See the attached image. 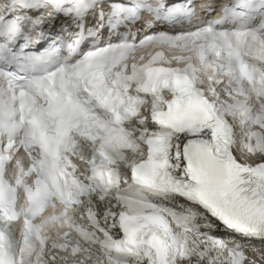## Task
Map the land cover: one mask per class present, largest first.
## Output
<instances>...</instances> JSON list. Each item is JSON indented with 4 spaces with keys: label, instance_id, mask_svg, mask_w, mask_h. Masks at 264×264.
I'll list each match as a JSON object with an SVG mask.
<instances>
[{
    "label": "snow or ice",
    "instance_id": "snow-or-ice-1",
    "mask_svg": "<svg viewBox=\"0 0 264 264\" xmlns=\"http://www.w3.org/2000/svg\"><path fill=\"white\" fill-rule=\"evenodd\" d=\"M0 264H264V0H0Z\"/></svg>",
    "mask_w": 264,
    "mask_h": 264
}]
</instances>
